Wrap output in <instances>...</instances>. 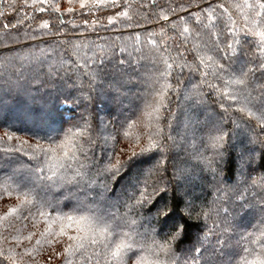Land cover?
<instances>
[{"label": "trees", "instance_id": "trees-1", "mask_svg": "<svg viewBox=\"0 0 264 264\" xmlns=\"http://www.w3.org/2000/svg\"><path fill=\"white\" fill-rule=\"evenodd\" d=\"M245 2L246 0H117V8L108 5L101 8L94 6L91 9H80L79 0H45L44 4H40L39 0H0V264H65L66 261L68 264H97L96 249L89 244L92 233L88 231L85 222L79 221L80 216L89 214L74 213L72 208L76 200L61 199L68 196V192L65 191L53 193L61 201L62 212L48 216H41L37 212L36 218L33 219L28 215L27 210L31 206L27 201H36L39 207L41 199L50 197L45 196L39 189L24 195L27 190L19 187L20 177L13 171L15 165L8 166L4 163L19 155L14 149H27V144L22 141L35 144L38 137L45 132L51 135L52 129L63 131L69 127L71 120L79 117L85 106L88 110L85 115L90 113L93 117L91 134L97 141L90 149L89 155L94 154L98 161L103 162L113 156L114 143L116 152L120 149L139 151V147L146 144L149 139H159L157 133L161 127L164 128L166 135L168 133L172 135L174 147L172 159L168 162L166 178H172L175 168L177 179L173 187L176 183L190 184V187L180 189L187 191L188 196L185 199H191L195 203L196 213L200 216L197 221L196 213H193V218L186 221L188 235L173 246L178 257L181 256L182 247L196 243L198 234L200 243L196 246L203 245V249L208 250L218 246L217 236H221L222 240L226 239L229 247L234 248L238 253L233 257V264H241V258L243 264H248L249 261L264 255L262 252L264 232L260 225V220L264 217V213L260 211L264 206L260 203L261 197H264V190L256 187L249 188L245 192L247 185L242 182L247 179L248 183H251L253 178L264 175V157L257 151L255 163L251 166L256 170L251 172L250 176L247 175L250 171L248 165L241 169L239 147L242 142L246 143L250 140L252 134L242 122H233L235 117L231 111L225 114L220 110L215 92L208 95L210 90L207 88V83L210 82L222 89V84L215 78L218 75L225 81L230 78L231 80L240 78L239 62L228 68V74L225 75L219 72L216 64L222 63L227 67L231 61L216 60L214 52L211 51L216 43L213 34L224 29V20L228 21L229 27L234 28L230 37L233 52L229 55L234 56L235 51L242 48L240 62L264 60V51H262L264 42H261L260 37L256 35V31L264 29L260 27V18L254 17L251 8L244 6ZM251 2L252 0H247V3ZM190 3H198L201 7L207 3H224L229 6V11L219 22L217 16L209 19L211 13L208 12L197 21L196 16L191 15L197 10L187 8ZM179 5L187 8V12H182ZM38 7H43L45 11H36ZM57 8L59 11H56ZM68 8L74 11L68 13L66 12ZM117 11L122 15L117 16ZM163 16H168L169 21H164ZM178 16H184V21H178ZM109 17L112 18L114 26H108ZM252 19L256 20L255 25L251 24ZM18 20L23 21L18 29L19 37L17 30H12L10 35L15 39H7L3 25L15 24ZM85 20L88 21L87 24L84 23ZM45 21L50 25L48 29L40 27ZM129 22L131 27L125 28ZM172 22H176L174 28L171 27ZM57 32L62 34L53 35ZM148 33L152 35L149 36ZM136 35L140 36V42L135 40ZM226 37L227 30L224 29V35L220 36L224 41L222 46L228 43ZM65 40H70L73 45L79 47L75 51L68 49L65 53L61 48H57V43L62 44ZM245 40V43L240 44ZM107 41L120 42V47L125 50L121 54L118 47L114 59L116 61L124 59L129 62L123 67L127 70L130 80L124 82L118 93L114 89H106L107 95L93 93L90 101L84 100L80 103V107H77L74 100L70 103L63 102L62 96L59 100L54 99L50 88L30 79L27 87L31 90V97L18 94L15 90L17 82L25 83L21 77L30 78L33 71H40L39 64L30 63L31 57L38 55L36 48L44 49L45 52H49V49L54 50V53H49L52 58L46 60L43 68V72L47 73L48 65L55 63L58 67L61 57L67 61L85 54L91 56L94 52L98 60L103 59L105 63H109L113 59L111 50L107 57L101 55V46ZM5 45L13 48L14 51H6ZM86 45H94L92 52L88 51ZM12 55L28 58L23 62L25 70L19 73L4 70V57ZM197 56L204 60L203 65L196 59ZM165 60L173 65V76L171 79L160 80L154 85L158 91L166 94L163 100L166 107L157 112L154 109L159 98L152 91L155 80L154 69H163L166 66ZM179 66L183 67V75L179 76V87H177L176 76L181 72ZM196 66L200 67V71L193 73L191 69ZM245 67H252V64L248 63ZM81 71L86 69L81 68ZM61 72L63 74V70ZM201 72L204 73L203 79L206 82L202 91L207 97V103L197 106L194 100H189L188 97H193L199 90L192 88V85L201 81ZM260 76L261 74L256 72L257 79L249 76L244 84H230L229 91L241 96L257 97L261 93L260 85H264V79H259ZM40 78L48 80L46 75ZM6 81L11 82L13 87L10 88ZM62 86L64 94L67 95L68 90L71 89V81ZM169 87L174 90L169 91ZM71 90L75 96V89ZM146 93L147 99H144ZM169 111L175 114L171 128L167 126L168 120H164L163 124L159 120L161 116H168ZM236 115L238 116L239 113ZM245 117L257 130L259 138L264 140V132H260L257 119L248 117L247 113ZM217 123L223 124V132L226 133L224 141L227 144L221 161L223 179L220 182L213 181L211 173L203 171V165L195 159L198 154L206 156L212 154V138L219 135L214 130V125ZM5 133L11 135L13 139L8 140ZM33 133L37 135L34 137ZM117 133L119 136L114 141L113 138ZM39 142L46 147L49 146L46 139ZM78 146L79 141L76 140L69 144L68 148L71 150ZM206 147L207 151H205ZM256 147L259 149V145ZM5 149H13V152L5 153ZM62 151L63 149H58L55 156H59ZM49 155L53 154L49 153ZM77 155H80L78 151ZM68 162L53 158L47 174L52 176L55 172L54 179H58L64 172V169L59 167L60 163ZM154 163L155 160L145 161L141 167L147 169ZM68 175L71 173L69 172ZM123 183H126V180L118 178L117 181L108 184L109 189H114L108 194L109 203L112 205L108 211L123 219L125 226L122 231L135 239L137 233H143L148 228L144 218L148 215V208L152 206L145 205L143 210H129L123 206V203L118 205L117 198L121 200L124 198V193L121 192ZM259 183L264 184V181ZM74 195H79L83 199L82 193L74 192ZM171 195V192H166L163 194V199L169 201ZM242 201L245 204H254L255 207L251 210L248 207L242 209L239 207ZM156 203L159 204V201ZM180 207H183L182 202ZM45 211L49 210L45 209ZM152 211H155L154 207ZM67 215H72L74 219L69 221ZM173 215L179 218L178 213ZM24 217L28 218L24 219ZM241 217L244 219L242 220ZM214 222L220 227H214ZM205 223L213 230V234L205 235L198 232ZM61 231L65 235H59ZM68 236H77L78 239L69 241ZM80 237L85 239H79ZM157 239L159 240V237ZM70 244L72 245L70 252L65 253L64 249ZM150 244V241L145 242L143 254L150 260L161 259L168 264L166 254H153L147 251ZM192 255L199 257L201 254L193 249Z\"/></svg>", "mask_w": 264, "mask_h": 264}, {"label": "snow or ice", "instance_id": "snow-or-ice-1", "mask_svg": "<svg viewBox=\"0 0 264 264\" xmlns=\"http://www.w3.org/2000/svg\"><path fill=\"white\" fill-rule=\"evenodd\" d=\"M39 3L44 4L45 0H39ZM108 5L117 8V0H91V3H89V0H79L80 9H91L94 6L101 8L107 7ZM244 6L251 8L254 17L260 18V27L264 29V0H252L250 4L246 0ZM179 7L182 12H187V8L196 9L197 11L191 13V15L196 16L197 21H200L204 13L208 12L211 13L209 19L212 16H217L219 22L229 11V6L224 3H207L203 7L198 3H190L187 8L183 5H179ZM36 11L43 12L45 9L38 7ZM56 11H59V9L57 8ZM73 11L72 8L66 9L68 13H72ZM116 15L120 16L122 13L117 11ZM162 19L166 22L169 21L168 16H163ZM177 19L178 21H184L185 17L178 16ZM84 23L87 24L88 21L85 20ZM232 23L235 25V21ZM22 24L23 21L20 20L11 25L5 23L3 25L5 37L9 40L15 39L10 35L12 30H17V37H19L18 29ZM61 24H63V21H61ZM251 24L255 25L256 20L252 19ZM108 26H114L111 17L108 18ZM175 26L176 22H172L171 27L174 28ZM40 27L48 29L50 25L45 21ZM129 27H131L130 22L125 25V28ZM224 29L227 30L226 38L228 39V43L226 46H222L224 41L220 39V36L224 35ZM224 29H220L213 34L216 37V43L212 46L211 51L214 52L216 60L231 61V63L227 67L222 63L216 64V67L219 69V72L227 75L228 68H232L233 64L239 62L240 78L236 80H231L230 78L228 81H225L222 76H216L215 78L222 84V89L208 82L207 88L210 90L208 95L215 92L216 102L220 110L225 114L231 111L235 117L233 122H242L252 134V138L247 140L246 143L242 142L239 147L240 167L244 169V166L248 165L250 171L247 175L250 176L251 172H255L256 170L251 166L255 163V154L257 151L264 157V140L259 138V133L251 126V122L245 117V113H247L248 117H255L258 121L260 132H264V85H260L261 93L257 97L238 95L237 93L229 91V85L244 84L249 76L257 79L255 77L256 72L261 74L259 79H264V60L260 62H240L242 48L236 50L234 56L229 55V53L233 52L230 37L232 36L234 28L229 27L228 21L224 20ZM61 34V32H57L53 35ZM121 35H123V32ZM148 35L151 36L152 33H148ZM256 35L260 37L261 42H264V30L256 31ZM135 40L140 42V36L136 35ZM245 42L246 40L241 41L240 44ZM78 47V45H73L70 40H65L62 44L57 43V48H61L65 53L68 49L75 51ZM85 47H87L89 52H92L94 45H86ZM118 47H120V42L118 41H107L104 46H101V55L103 57L108 56L109 50L113 54V59L109 63H105L103 59L98 60L94 52L91 56L85 54L84 56H77L76 59H69L67 61L61 57L58 67L55 63L48 65L49 71L47 73L43 72V68L46 60L52 58L49 53H54V50L49 49V52H45L44 49L36 48L35 51L38 55L31 57L30 63L33 65L39 64L40 71H33L30 78L21 77L25 83L19 84L17 82L15 90L18 94L31 97V90L27 87L30 79L33 82L44 84L46 88H50L54 94V99L59 100L62 96L63 102L70 103L74 100L77 103V107H80V103L84 100L90 101L93 93L99 92L100 94L107 95L108 92L106 89H114L118 93L124 82L130 80L127 70L123 67L129 62L124 59L119 61L114 59L115 50ZM5 50L8 52L14 51L13 48H9L7 45H5ZM124 50L123 47H120L121 54H123ZM41 57H44V59H41ZM196 59L200 60L201 65L204 64V60L200 56H197ZM27 60L28 58L24 56H6L3 60L4 70L19 73L25 70V64L23 62ZM248 63H251L252 67L246 68L245 65ZM165 65L163 69H154L155 80L153 81L152 91L159 98L156 101V107L154 109L157 112L161 108L166 107L163 103L166 94L158 91L154 85L160 80L171 79L173 76V65L168 64L166 60ZM179 67H181V72L176 76L177 87H179V76L183 75V67ZM81 68L86 69V71H81ZM61 70H63V74ZM233 70L235 71V69ZM191 71L193 73L200 71V67L196 66ZM42 75H46L48 80L41 79L40 77ZM203 76L204 73L201 72V81L198 84L192 85V88L199 90L195 92L193 97H188L189 100H194L197 106L207 103V97L202 91V87L206 83ZM69 81H71V89H75L76 91L75 96H73L71 89L68 90L67 95L64 94L62 85ZM6 83H9L10 88L13 87L11 82L6 81ZM189 83H191L190 80ZM168 90L173 91L174 89L169 87ZM144 99H147V93ZM87 111V107L85 106L80 116L74 117L71 120L69 127L63 131L52 129L51 135L45 132L42 136L38 137V141L35 144H28L27 141H22V143L27 144V149H14V152L19 153V155L4 161L8 166L15 165L13 171L20 177L19 187L27 190L24 195L39 189L45 196L50 197L41 199L39 201V207H37L36 201L28 200L27 203L31 206L27 210L28 215L35 219L37 212L41 216L62 212L61 201L53 193L67 191L68 196L61 197V199L72 198L76 200L72 211L74 213L87 212L89 214L80 216L79 221L85 222L88 225V231L92 233L89 244L96 249L95 258L97 264H101V260H103V264H165L164 260H150L143 254L146 241L151 242L150 246L147 247V251L153 254H166L168 256V264H190V262L191 264H233V257L238 253L234 248H230L228 241L226 239L222 240L221 236L216 237L218 246H213L211 250L203 249V245L200 247L196 246L200 243L199 234L196 238V243L181 248L180 257L173 250V246L188 235L186 221L193 218V213H196V205L191 199H185L188 193L186 190L181 191L178 183L173 187L177 179L175 168L172 178H166L168 162L172 159V150L174 147L172 135L170 133L166 135L164 128L161 127L157 133L159 139H149L146 144L139 147V151L120 149L119 152H116L114 143V158L110 156L107 160L101 162L94 157V154L89 155L90 149L97 141L91 134L93 117L90 113L85 115ZM237 113H239L238 116L236 115ZM174 115V113L169 111L168 116H161L159 118L160 123L163 124L164 120H168L167 126L171 128ZM72 129L76 130L73 131ZM214 130L219 135L212 138V154L210 156L198 154L195 159L199 164L203 165V171L211 173L213 181L220 182L223 179L221 161L223 160L224 151L227 147L224 141V135L226 133L223 132L222 123L214 125ZM5 135L8 140L13 139L7 133ZM32 135L35 137L37 134L33 133ZM118 136L119 133H117V136L113 140L115 141ZM42 139H46L49 146L46 147L40 143L39 140ZM76 140L79 141V146L69 150V144ZM256 145H259V149H257ZM58 149H63V151L59 156H55ZM207 150L206 147L205 151ZM77 151L80 153L79 156L77 155ZM11 152H13V149H5V153ZM49 153L53 155L50 156ZM121 156L124 158L121 159ZM53 158L58 161H69L68 163H60L59 167L63 168L64 172L60 174L58 179H54L56 177L55 172L52 176L47 174ZM151 160H155V163L149 168L145 169L141 167L143 162ZM69 172L71 175H68ZM118 178H124L126 180V183L121 185V192L124 193V198L123 200L117 198L116 203L118 205L123 203V206L129 210H143L145 205L152 206L148 208V215L144 218L148 228L143 233H137L135 239L128 233L122 231L125 226L123 219L108 211V208L112 206L109 203L108 194L114 191V189H109L108 184L117 181ZM260 181H264V175L253 178L251 183H248L247 179H245L242 181L247 185L244 191L247 192L249 188L256 187L264 190V184L259 183ZM74 192L82 193L83 199L79 195H74ZM166 192H171L172 194L169 201L163 199V194ZM157 201H159V204L156 203ZM181 202L183 203L182 208L180 207ZM260 203L264 205V197H261ZM153 207L155 208L154 212L152 211ZM239 207L242 209L248 207L251 210L255 205L251 203L245 204L242 201ZM45 209L49 211H45ZM260 211L264 213V206L260 208ZM173 213H178L179 218H176ZM27 218L24 217V219ZM66 218L69 221L74 219L72 215H67ZM199 219V213H196V220L199 221ZM241 219L243 220L244 217H241ZM260 225L262 232H264V217L261 218ZM214 227H220V225L214 222ZM224 231H227V229H224ZM198 232L204 233L205 235L213 234V230L208 228L207 223ZM59 235H65V233L61 231ZM158 237L159 240L157 239ZM77 239V236H68L69 241H76ZM79 239H85V237H80ZM71 248L72 245L70 244L64 249V252H70ZM193 249L201 255L199 257L193 256ZM226 249L228 250L226 251ZM65 264H68V262L66 261ZM241 264H243V258H241ZM248 264H264V255L249 261Z\"/></svg>", "mask_w": 264, "mask_h": 264}, {"label": "rangeland", "instance_id": "rangeland-1", "mask_svg": "<svg viewBox=\"0 0 264 264\" xmlns=\"http://www.w3.org/2000/svg\"><path fill=\"white\" fill-rule=\"evenodd\" d=\"M178 135V134H177ZM181 187V189H184V188H188V187H190V184H185V183H182L181 185H180Z\"/></svg>", "mask_w": 264, "mask_h": 264}]
</instances>
